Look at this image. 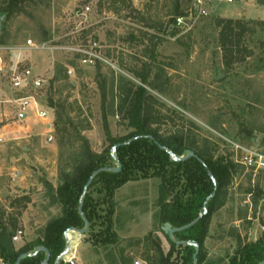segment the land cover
Returning <instances> with one entry per match:
<instances>
[{
	"label": "rangeland",
	"instance_id": "374dc122",
	"mask_svg": "<svg viewBox=\"0 0 264 264\" xmlns=\"http://www.w3.org/2000/svg\"><path fill=\"white\" fill-rule=\"evenodd\" d=\"M7 1L0 0V8ZM172 4L173 0H25L6 24L0 21V46L16 48L0 52V69L6 74L17 62L30 68L44 81L37 93L41 105L47 107L52 94L71 120L74 135L87 139L97 154L108 147L102 77L108 103L112 82L114 89L120 82L141 85L131 72H148L147 83L157 81L164 89L158 94L144 85L164 117L154 127L161 134L182 132L195 138L214 159L235 166L220 192L222 206L210 216L203 244L204 264H230L238 249L264 240V171L238 164L230 145L264 154V0H182L183 14L177 18L184 24L175 31L166 29ZM86 6L87 21L81 22L75 13ZM220 19L239 20L243 29L236 28L237 37L231 39L221 34ZM27 41L49 49L31 50ZM222 44L230 51L225 53ZM70 49L91 51L101 60L84 65ZM61 65L73 73L51 85ZM0 112V214L17 217L22 232L13 241L17 248L41 239L47 224L61 217V206L55 202L61 170H72L81 144L68 140L58 145L52 111L50 143L45 122L18 120L17 108L10 104ZM121 114L107 115L109 134L116 139L130 132ZM160 197L170 201L161 195L157 178L126 183L111 202V243L94 242L104 237L97 233L105 229L108 204H101L93 226L84 235L71 234L74 245L68 257L77 251L74 264H147L145 252L156 243L166 254L170 247L157 218ZM177 258L174 253L172 261Z\"/></svg>",
	"mask_w": 264,
	"mask_h": 264
},
{
	"label": "trees",
	"instance_id": "16d2710c",
	"mask_svg": "<svg viewBox=\"0 0 264 264\" xmlns=\"http://www.w3.org/2000/svg\"><path fill=\"white\" fill-rule=\"evenodd\" d=\"M24 1L9 0L4 2L3 7L0 8L1 24H6L14 14L19 13L21 11L19 4ZM181 4L182 0H173L170 19L166 26L167 30H178L175 24L177 17L183 14ZM221 24L224 25L221 34L226 33V36L231 37V39L236 36V28L238 30L243 29V24L241 25L239 20L220 19L217 21V25L220 26ZM2 44L3 37L0 35V45ZM222 48L225 53L230 51L226 44H222ZM77 57L79 58L78 55ZM96 65L97 67L100 66L99 63ZM131 73L140 80L141 85H135L130 81L125 84L120 82L114 89L112 82L108 103L106 101V80L102 77V122L108 136V147L100 154L94 153L90 149L87 139L83 136L74 135V126L71 120L65 115L64 107L53 102L52 94L47 98V108L54 114L55 136L58 145L61 146L64 141L68 140L71 142L79 140L81 144L80 150L75 153V166L72 170L69 173L65 169L61 170V183L56 189L55 202L61 206L62 215L47 224L41 239H35L16 248L12 238L18 232V219L13 214L6 217L3 213L0 214V264H15L20 255L32 253L36 247L47 248L50 253L49 263H54L64 248L63 233L69 228L80 229L84 226L78 213V204L83 187L90 175L100 168H115L117 166L111 155L112 147L115 145H118L114 155L121 164L120 172L97 174L82 200V213L89 223V228L93 226V220L97 217V207L101 204H108L105 210V229L97 233V236L103 234L104 237L94 242L111 243V219L114 214V207L111 202L115 192L128 182L152 178L160 180L161 195L170 197V201H164L161 197L158 200L159 213L157 218L160 227L164 224H170L172 228H179L191 223L202 212L203 203L213 192V183L207 175L208 170L217 184V189L215 196L206 205L207 214L191 228L174 234L172 239L164 235L160 228V232L167 240L170 249L166 254H163L159 243H156L150 249L151 251L147 249L144 259L147 264H194L195 249L191 246L176 244L177 242H191L199 246L197 264H204L203 244L208 232L209 219L215 207L222 206V203L219 202L220 192L229 184L231 175L236 171L235 166L232 163H225L221 158L214 159L209 149L199 147L195 138L187 137L182 132L161 134L154 126L159 125L164 117L155 109L158 100L146 90L144 85H148L151 91L158 94L163 93L164 89L157 81L147 83L148 72L145 75L133 71ZM61 79H66L65 65L58 67L50 84L52 85ZM70 87H73L72 83ZM108 114L111 116L122 115L126 127L130 129L125 137L116 139L110 136L107 123ZM131 139L133 140L130 141ZM187 151H192L195 157L175 162L169 155L171 152L176 157H183ZM93 194L97 198L94 199ZM68 237L70 244L74 245L71 234ZM263 243L264 240L262 239L257 244L238 249L230 259V264L261 263L264 261ZM151 252L153 253L151 254ZM174 253L178 254L176 261H172ZM44 258L43 253H37L22 259L20 264H41ZM60 264L64 263L61 262ZM123 264H126L125 261Z\"/></svg>",
	"mask_w": 264,
	"mask_h": 264
},
{
	"label": "built area",
	"instance_id": "2783aa9c",
	"mask_svg": "<svg viewBox=\"0 0 264 264\" xmlns=\"http://www.w3.org/2000/svg\"><path fill=\"white\" fill-rule=\"evenodd\" d=\"M226 4L234 3H247L253 0H218ZM90 11L88 6L79 9L75 13V17L81 22L87 21V16ZM181 18L176 19V27L183 25ZM26 47L31 50H46L49 49L45 45H35L31 41H27ZM16 48L0 46L1 51H14ZM75 52V55L81 57V61L84 65H95L96 61L101 59L91 51H81L79 49H70ZM67 75H71L73 70L67 68ZM44 81L34 76L32 70L21 63L17 62L12 69L6 74L2 73L0 69V108L4 104L14 105L17 108V119L28 120L29 118L39 119L44 123V129L46 130L45 136L47 142L50 143L53 140V125L50 120V110L46 106H42L37 99V93L42 89ZM2 112H0V117ZM1 123V120H0ZM233 147L235 158H237L238 164L245 167L247 170H263L264 171V154L258 152H251L243 149L241 146L234 143H230ZM22 235L21 231H18L12 238V241H17L18 237ZM68 264H74L72 258L64 260ZM133 264H139L135 261Z\"/></svg>",
	"mask_w": 264,
	"mask_h": 264
},
{
	"label": "water",
	"instance_id": "95a60500",
	"mask_svg": "<svg viewBox=\"0 0 264 264\" xmlns=\"http://www.w3.org/2000/svg\"><path fill=\"white\" fill-rule=\"evenodd\" d=\"M132 140L133 139H131L130 141H132ZM117 146L118 145H115L114 147H112V150H111V155H112L114 161L116 162L117 166L115 168H100V169L94 171L90 175V177H89L88 181L86 182V184L84 185L82 193H81V196H80V199H79V204H78V213L80 214V216L82 218L84 226H83L82 229L69 228L63 233V238H64V241H65L64 248H63V251L56 257V259L54 260L53 264H60L61 262H63L66 259V256L68 255L69 247H70V242H69V238H68L69 233L73 232V233H77V234H80V235H84L88 231L89 223H88L86 217L84 216V214L82 213V200L84 199V197L86 195L88 187L90 186V184L92 183L93 179L95 178V176L97 174H99L101 172H112V173L120 172L121 164L118 162V159L114 155ZM169 155H170V158L173 161H175V162H177V161H185V160H188V159H190L192 157H195V155H194V153L192 151H187L186 155H184L183 157H176L171 152H169ZM207 175H208V177L211 179V181L213 183V192L211 193V195L209 197L206 198L205 202L203 203L202 212L191 223H189V224H187L185 226L179 227V228H172L170 224H164L161 227V231H162V233L164 235H167L169 239H172L174 234H176L178 232H182V231H184V230H186L188 228H191L196 223H198L203 216H205L207 214L206 205H207L208 201L215 196L216 189H217V184H216L215 180L213 179L210 171H208V170H207ZM176 244L180 245V246H191V247H193L195 249V253L193 254V262H194V264H197L196 258H197V255L199 253V246L196 243L177 242ZM37 253H43L45 255V258L41 262V264H48L49 263V261H50V253H49L48 249L45 248V247H36L32 253L28 252V253H24V254L20 255L16 259L15 264H20L22 259H24L26 257L34 256ZM259 264H264V261H262Z\"/></svg>",
	"mask_w": 264,
	"mask_h": 264
},
{
	"label": "crops",
	"instance_id": "0c3cea01",
	"mask_svg": "<svg viewBox=\"0 0 264 264\" xmlns=\"http://www.w3.org/2000/svg\"><path fill=\"white\" fill-rule=\"evenodd\" d=\"M70 234H72V233H69V236H70ZM74 234H77V233H74ZM76 245H80V243H78V244H76ZM71 247V246H70ZM69 250H70V248H69ZM69 253V252H68ZM76 255H77V251H74V253H73V255L71 256V257H68V255L66 256V259H65V261L67 260V259H70V258H75L76 259Z\"/></svg>",
	"mask_w": 264,
	"mask_h": 264
},
{
	"label": "bare ground",
	"instance_id": "6f19581e",
	"mask_svg": "<svg viewBox=\"0 0 264 264\" xmlns=\"http://www.w3.org/2000/svg\"><path fill=\"white\" fill-rule=\"evenodd\" d=\"M72 233V232H71ZM69 238V237H68Z\"/></svg>",
	"mask_w": 264,
	"mask_h": 264
}]
</instances>
